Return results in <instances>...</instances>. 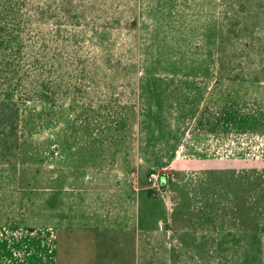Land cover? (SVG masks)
Segmentation results:
<instances>
[{"label": "rangeland", "instance_id": "rangeland-1", "mask_svg": "<svg viewBox=\"0 0 264 264\" xmlns=\"http://www.w3.org/2000/svg\"><path fill=\"white\" fill-rule=\"evenodd\" d=\"M98 174L164 264H264V0H0V262Z\"/></svg>", "mask_w": 264, "mask_h": 264}, {"label": "crops", "instance_id": "crops-1", "mask_svg": "<svg viewBox=\"0 0 264 264\" xmlns=\"http://www.w3.org/2000/svg\"><path fill=\"white\" fill-rule=\"evenodd\" d=\"M100 176L93 177L87 187H82V183L77 185L74 197L85 202L68 198L67 204L62 205L60 223H48L46 229L40 230L41 234L44 231L46 239L31 237L26 242L28 249L24 250L18 249L17 241L12 240L11 249L17 248V251L12 249L16 260L12 264H164L166 258L170 263L166 231L157 227L152 229L155 233L150 232L149 223L139 221L137 212L141 206L138 201L143 196L134 193L136 203L131 200L132 207L121 202L117 205V198L127 197L125 192H117L110 184L105 190ZM112 215H120V219L128 216L127 222L110 223L108 219ZM38 245L45 247L41 254L37 251Z\"/></svg>", "mask_w": 264, "mask_h": 264}, {"label": "built area", "instance_id": "built-area-1", "mask_svg": "<svg viewBox=\"0 0 264 264\" xmlns=\"http://www.w3.org/2000/svg\"><path fill=\"white\" fill-rule=\"evenodd\" d=\"M147 178L153 186L158 187L161 183H164V181H161L164 178V176L161 175L159 172L150 171L148 173Z\"/></svg>", "mask_w": 264, "mask_h": 264}]
</instances>
